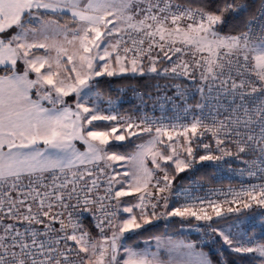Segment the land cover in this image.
Listing matches in <instances>:
<instances>
[{
  "label": "snow or ice",
  "instance_id": "1",
  "mask_svg": "<svg viewBox=\"0 0 264 264\" xmlns=\"http://www.w3.org/2000/svg\"><path fill=\"white\" fill-rule=\"evenodd\" d=\"M127 76L166 83L122 113L100 78ZM204 161L239 189L175 186ZM253 206L264 0H0V264H264V235L239 218ZM173 217L199 239L127 243Z\"/></svg>",
  "mask_w": 264,
  "mask_h": 264
},
{
  "label": "built area",
  "instance_id": "2",
  "mask_svg": "<svg viewBox=\"0 0 264 264\" xmlns=\"http://www.w3.org/2000/svg\"><path fill=\"white\" fill-rule=\"evenodd\" d=\"M157 83L163 85L166 82L164 80L156 81L152 86L153 95L155 94L154 87ZM116 89L119 93H123V96L120 97L119 106H122V108L128 112H133L140 107L137 93H142L145 97L149 94V91H141L129 86H121ZM147 104L148 107L146 110L151 113V102H147ZM243 179L244 178L236 175L230 167L223 162L213 163L211 161H204L194 164L192 169L179 174L175 180V186L181 189L188 188L192 192L193 197H208L211 199L223 200L229 188L239 189ZM243 213H252L259 216V224L249 229V235L255 234L257 237L264 235V232L261 230V224H264V215H262L264 209L253 206L251 209L242 210L241 214ZM191 223L194 225L196 222L192 221ZM191 233L197 236L198 239L201 235L199 232L193 230V228L191 229Z\"/></svg>",
  "mask_w": 264,
  "mask_h": 264
},
{
  "label": "trees",
  "instance_id": "3",
  "mask_svg": "<svg viewBox=\"0 0 264 264\" xmlns=\"http://www.w3.org/2000/svg\"><path fill=\"white\" fill-rule=\"evenodd\" d=\"M239 21H233V23H238ZM157 80L154 78H149L147 76L145 77H140V76H127V77H113V78H107L103 77L101 78V87L105 89H111V95L114 96V91L115 88L121 87V86H132L134 88H137L138 90L141 91H148L156 82ZM247 214V213H243ZM186 223L181 222L180 220H173L170 221L169 223H161L155 225V227H151L149 229H145L143 231H140L139 235H132L129 240L131 241H136L137 239H147V238H152L155 236H160L162 235L163 232L167 231H174V230H179L181 225H184ZM190 224V223H188ZM191 239L194 241L195 238L191 237ZM208 249L206 248L205 251ZM215 259V255H214Z\"/></svg>",
  "mask_w": 264,
  "mask_h": 264
},
{
  "label": "rangeland",
  "instance_id": "4",
  "mask_svg": "<svg viewBox=\"0 0 264 264\" xmlns=\"http://www.w3.org/2000/svg\"><path fill=\"white\" fill-rule=\"evenodd\" d=\"M100 80H101V78H100ZM129 87H132V86H129ZM148 91L149 92H152V87ZM113 94H114L113 97L114 98H117L118 101H120V99H121L120 97L123 96V93H121V92L119 93L116 88H115V91H114ZM119 105H120V103H119ZM119 110L122 113L123 112H128L124 108H122V106H119ZM149 166H150V162H149ZM127 199L128 200H132L133 198L132 197H129ZM173 218H169L167 220L161 219V220L153 221L152 224L145 225L143 229L139 230V232L140 231H143L145 229H149L151 227H155V225H157V224L166 223V222L169 223L170 221H173V220H179V218H175V217H173ZM239 218L243 222V224L249 225V229L250 228H253V227H255L256 225L259 224V216L257 214H252V213L241 214L240 213L239 214ZM233 219H236V216H234ZM184 223H186V224L181 225L180 228H179V230H177V231L174 230V231H170V232L166 230L160 236H164L165 239H167L168 237H171L174 240L187 239L189 241H193L191 239V237H194L195 240H198V237L195 236V235H192V233H191V229L193 228L192 227V223L188 224L189 222H187V221H184ZM129 235L131 237L134 234H129ZM127 243L130 244V245H132L133 247H136L138 250L144 248L148 244H150L153 249H155V246H156V241H155V239H153V237L152 238H147V239H137L136 241L127 240Z\"/></svg>",
  "mask_w": 264,
  "mask_h": 264
}]
</instances>
